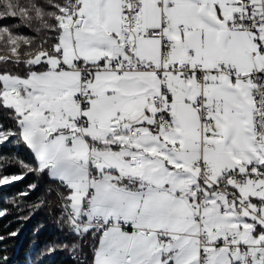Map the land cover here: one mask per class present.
Here are the masks:
<instances>
[{"label":"crops","instance_id":"crops-1","mask_svg":"<svg viewBox=\"0 0 264 264\" xmlns=\"http://www.w3.org/2000/svg\"><path fill=\"white\" fill-rule=\"evenodd\" d=\"M119 3L78 0L76 15L61 17L52 51L36 54L28 61L41 65L40 71L23 77L0 76L2 99L18 116L22 139L36 156L38 167L66 189L71 210L78 212L86 191L91 190L90 214L122 219L150 231L149 236L116 228L98 234L90 231L91 236L97 235L92 264H197L195 195L186 189V185L196 183L191 164L202 160L222 171L261 156L264 167V144H257L253 138L252 86L228 76L205 78V95L216 106L211 118L217 137H204L202 142L213 143L212 150L200 148L194 76L186 82L174 76L167 80L174 129L161 135L156 110L145 104L146 96L159 93L156 76L93 70V95L85 112L87 138L76 136L68 141L66 132L73 128L78 112L74 102L79 90V76L73 68L76 60L90 67L107 59L159 60L157 38L139 39L132 53L122 50ZM240 9L239 0H142L139 24L141 28L167 24L165 35L176 42L175 61L204 68L230 64L238 74H246L261 69L263 60L248 54L256 49L253 32L228 28ZM189 51L193 52L192 59ZM130 126L136 127L132 137L128 136ZM105 133L111 136L105 137ZM88 141L99 145L98 164L92 169L95 178L88 174ZM42 149L44 156L38 155ZM262 193L256 195L253 187L245 184L237 195L251 207H264ZM203 205L216 209V198L206 195ZM225 216L226 227L203 224L204 228L235 231L246 227L248 238L260 241L258 225L249 213L232 210ZM158 231L167 232L172 241L161 240ZM184 240L192 245L190 250ZM239 260L238 256L214 252L211 264H241Z\"/></svg>","mask_w":264,"mask_h":264},{"label":"built area","instance_id":"built-area-1","mask_svg":"<svg viewBox=\"0 0 264 264\" xmlns=\"http://www.w3.org/2000/svg\"><path fill=\"white\" fill-rule=\"evenodd\" d=\"M241 9L236 12L228 22V28H243L254 33V44L256 49L248 52L251 58L260 56L263 60L261 69L254 68L246 74H238L230 64L219 67L204 68L198 64H190L175 61L172 56L176 49V42L166 37L168 26L162 22L158 27L141 28L139 15L142 0H120L119 13L120 24L123 28L121 48L126 53H132L136 43L142 38H157L160 41V55L157 62L137 61L134 58L128 60L107 59L95 67H90L81 60L74 62L73 68L79 76V90L74 98L78 112L74 118V126L66 132V138L71 141L74 137L80 136L86 139L84 132L88 122L85 117L92 99V71L106 70L117 73L125 72H147L160 80L159 93L148 95L145 104L156 110V121L161 135H167L174 129V122L169 113L170 91L167 86L169 77H176L186 82L193 76L198 89V97L194 106L199 116V136L201 139L200 148L215 149L213 143H203L202 139L208 137L214 139L217 134L213 130L212 113L215 111V104L210 102L206 95L205 78L214 75L216 78L228 76L233 81H246L252 86V123L253 138L259 145L264 144V0H239ZM78 8V0H67L60 9L63 16H75ZM57 41V40H56ZM55 41V42H56ZM55 44V43H54ZM39 51L49 53L51 49L40 48ZM188 56L193 58V52L189 51ZM65 66L60 62V68ZM112 131L115 129L111 127ZM135 126H130L128 136H134ZM112 133V132H111ZM111 133H105L110 137ZM87 163L90 178H95L92 169L98 164L96 152L99 150L98 143L88 141ZM176 149H179L176 147ZM263 158L257 156L251 160L238 165L234 169L218 171L216 168L202 160L191 164V169L196 172V183L186 185V189L195 195L194 222L198 225L197 234V264H211L212 254L225 252L230 256H238L239 261L244 264H264V207H251L249 202L237 195L245 184L253 187L256 195L264 191V167ZM48 192L55 196L53 202L47 201L46 207L52 215V208H59L61 226L63 220L71 222V233H77L78 244L74 255L78 258L79 264L86 263L85 246L88 245L86 238L88 232L98 234L111 228L120 229L131 234L141 233L149 236L150 231L133 227L122 219L108 220L101 215L90 214L92 205L91 190H87L78 212L71 210L68 203V196L61 184H54L48 188ZM206 195L216 198L217 210L222 215L229 214L232 210L249 213L258 225V236L260 241L255 244H245L241 241L236 231H221L218 228L205 229L203 226L204 216L202 207ZM157 236L164 241L170 242L172 238L165 231H158ZM210 236H213L210 238Z\"/></svg>","mask_w":264,"mask_h":264},{"label":"trees","instance_id":"trees-1","mask_svg":"<svg viewBox=\"0 0 264 264\" xmlns=\"http://www.w3.org/2000/svg\"><path fill=\"white\" fill-rule=\"evenodd\" d=\"M65 1L0 0V29L29 39L27 52L51 49L60 33L59 7ZM41 69L23 57H0V75L23 77ZM1 91L0 80V133L8 135L0 142V177L12 180L0 184V264H79L69 257L78 242L69 232L71 222L63 220L58 230L53 218L56 208L51 215L46 207L47 201L55 199L48 188L59 183L38 167L36 156L22 139L19 118L3 104ZM96 237L87 233L85 264H92Z\"/></svg>","mask_w":264,"mask_h":264},{"label":"rangeland","instance_id":"rangeland-1","mask_svg":"<svg viewBox=\"0 0 264 264\" xmlns=\"http://www.w3.org/2000/svg\"><path fill=\"white\" fill-rule=\"evenodd\" d=\"M67 1V0H66ZM65 1V2H66ZM64 2V4H65ZM61 5L59 7V18L61 19V17H63L62 13H61V8L64 6ZM59 25H60V21H59ZM29 39L25 38L23 35L12 31L11 29H6V28H1L0 29V57L2 58H10V57H23L26 59L27 64L28 61L36 54H40L43 53L41 51H39V49H37L35 52H27L26 47L28 46L29 43ZM24 52V53H23ZM3 76V75H0ZM1 80V79H0ZM2 83V82H1ZM3 91H4V87L2 85V91H1V99L3 96ZM3 102V99H2ZM4 104V102H3ZM8 135L5 133H0V142L3 141ZM45 149L39 150L38 155L40 156H44L45 155ZM97 156V155H96ZM12 179H3L2 177H0V184L5 183V182H10ZM262 195H264V192L262 193ZM213 209H206L207 207L203 205L202 207V214H204L205 219L203 220V224H207L210 227H226L227 226V221H226V216L222 215L221 213H219L216 206V209L214 208V205L212 206ZM239 233H241L242 237H241V241L245 244H255L256 242H252L253 240L251 238H248V232H247V228L243 227V228H236ZM71 233V232H70ZM75 234L77 236V233H72ZM186 247L188 248V250L191 249L192 245L190 243H188V240H184ZM78 244V242H77ZM77 247V246H76ZM75 247V249H76ZM74 249V250H75ZM74 252V251H71ZM241 264H244L242 262H240Z\"/></svg>","mask_w":264,"mask_h":264},{"label":"bare ground","instance_id":"bare-ground-1","mask_svg":"<svg viewBox=\"0 0 264 264\" xmlns=\"http://www.w3.org/2000/svg\"><path fill=\"white\" fill-rule=\"evenodd\" d=\"M53 218L55 220L57 229L60 230L61 229V222H60L59 208H56V211L53 214ZM69 257L71 260L78 261V258H76V255H74V252H70Z\"/></svg>","mask_w":264,"mask_h":264}]
</instances>
